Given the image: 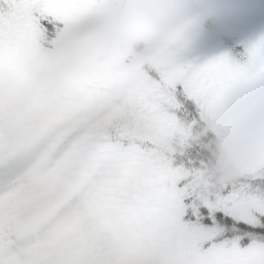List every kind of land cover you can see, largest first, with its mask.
Instances as JSON below:
<instances>
[{
  "label": "snow or ice",
  "instance_id": "1",
  "mask_svg": "<svg viewBox=\"0 0 264 264\" xmlns=\"http://www.w3.org/2000/svg\"><path fill=\"white\" fill-rule=\"evenodd\" d=\"M97 0H0V264H264V168L211 189L194 127L264 80V36L50 83Z\"/></svg>",
  "mask_w": 264,
  "mask_h": 264
},
{
  "label": "clouds",
  "instance_id": "2",
  "mask_svg": "<svg viewBox=\"0 0 264 264\" xmlns=\"http://www.w3.org/2000/svg\"><path fill=\"white\" fill-rule=\"evenodd\" d=\"M229 0H97L70 29L40 78L100 77L145 53L177 59L229 25ZM212 134L202 180L211 189L264 168V80L225 98L197 138Z\"/></svg>",
  "mask_w": 264,
  "mask_h": 264
},
{
  "label": "rangeland",
  "instance_id": "3",
  "mask_svg": "<svg viewBox=\"0 0 264 264\" xmlns=\"http://www.w3.org/2000/svg\"><path fill=\"white\" fill-rule=\"evenodd\" d=\"M231 9L228 27L216 35L203 40L193 53L214 54L226 50L242 49L245 45L264 36V0H229ZM69 28L57 40L42 51L36 74L51 63L58 53L70 32Z\"/></svg>",
  "mask_w": 264,
  "mask_h": 264
},
{
  "label": "trees",
  "instance_id": "4",
  "mask_svg": "<svg viewBox=\"0 0 264 264\" xmlns=\"http://www.w3.org/2000/svg\"><path fill=\"white\" fill-rule=\"evenodd\" d=\"M203 123H204V122H203ZM203 123L198 124L196 127H194V129H193V133H192V142H193V143H196V142H198V141H201V143H210L211 140L213 139L212 134H208V135L205 136V137L197 138V134L200 132V130H201L202 126H203ZM190 154H191L195 159L203 158V157H205V156L208 155L207 153H201V156L197 157L195 151H192Z\"/></svg>",
  "mask_w": 264,
  "mask_h": 264
}]
</instances>
